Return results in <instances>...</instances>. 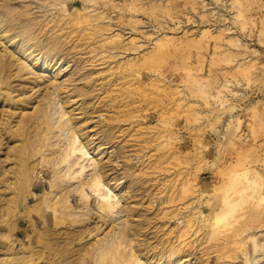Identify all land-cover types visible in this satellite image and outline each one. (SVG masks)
Segmentation results:
<instances>
[{
	"label": "rangeland",
	"instance_id": "obj_1",
	"mask_svg": "<svg viewBox=\"0 0 264 264\" xmlns=\"http://www.w3.org/2000/svg\"><path fill=\"white\" fill-rule=\"evenodd\" d=\"M54 1L0 0V87L14 97L0 95V264L131 261L125 236L97 263V240L112 230L97 214L73 222L56 212L58 226L41 225L38 196L56 171L42 161L56 138L36 103L48 89L66 98L63 108L51 97L55 120L68 113L107 147L95 153L121 187L119 216L142 230L135 241L179 249L180 264H264V0H71L63 21ZM20 158L35 169L33 192L15 187ZM245 172L260 191L212 236L224 189ZM75 194V211L99 209Z\"/></svg>",
	"mask_w": 264,
	"mask_h": 264
},
{
	"label": "bare ground",
	"instance_id": "obj_2",
	"mask_svg": "<svg viewBox=\"0 0 264 264\" xmlns=\"http://www.w3.org/2000/svg\"><path fill=\"white\" fill-rule=\"evenodd\" d=\"M56 1H54L50 7L62 10V21L65 17L71 16L70 9H77L75 2H72L71 0H66L65 2H62V0L58 2ZM43 8L44 7H40L38 12H43L44 14L42 13L41 16L44 17L46 16L45 14L50 11V9L46 11L45 9L43 10ZM79 12L81 11L78 10L77 14ZM79 14L77 16H79ZM61 20L59 19L60 22ZM0 33H4V31L0 29ZM31 40V37H22V42L25 44ZM112 41H114V39H112ZM27 57L28 56L24 57L25 61L27 60ZM40 62V58L33 62L32 69L35 70V68H38L40 65H42ZM45 65L47 66L46 61L43 66ZM22 68L27 69L28 66H21V69ZM44 70H46V68H44ZM3 83L4 82H0V85ZM55 93L58 98V103H56V105L61 104V106L65 108L64 106L66 101L64 100L66 98L63 99L64 97H60L61 95L59 92H56L55 90L51 91V89L47 90L46 102L42 103L40 101H36L39 108L43 107L42 109L37 110H40L45 114L47 124H49L48 128L51 129V133H53V136L56 138L55 143L51 145L52 149H48L51 155L43 154L42 156V161L46 162L48 165H53L56 167V171L54 178L48 185L50 190L38 196V205L44 204L45 209L47 208L46 211H48L47 213L49 214V218L47 215H43L41 217V225L45 229L49 228L50 226H54L56 220L58 219L56 212L61 216H66L72 219L73 222L79 221L81 219L87 221L91 219L94 214H97V217H99L103 225L106 223H110V225H112L111 232L106 235L105 238L97 240V244L95 245L99 251L97 263L103 259L110 246L120 242L125 238V236H127V246L129 247L127 248L126 256L128 260H131L129 262L130 264H159V262L160 264H180V258L178 257L180 254L179 249H173L172 251L167 252L165 248L158 247L156 245L143 246L141 245L142 240L140 239L135 241L137 237L139 238V236H141L142 230L137 229V223L134 225V227H132L134 222L119 216L118 207L122 203L123 199L121 198L119 192L121 187H119V185H114V183L111 182L112 180L107 181L108 177L106 178L105 176L104 168L100 166V159H98V155L107 147L98 141V137H91V139H88V135L81 133V130L74 126L71 120L68 118L65 121V117L68 116V113L62 115L59 114L56 120L53 118L52 110L54 109V103L51 101V97ZM12 94L13 91H10L9 89L5 90L2 86L0 87V95H3L5 98L13 99L14 97ZM97 118L100 121H103L105 115L100 113L97 115ZM231 123L232 122H230V124ZM5 124L8 125V122L6 121ZM227 126L228 125L226 124V127ZM231 128L232 126H230L229 129L231 130ZM226 130H228V128H225V131ZM230 130L225 133H228ZM9 140L10 139L8 138V141ZM20 150V148L16 149V156ZM96 150L100 152L95 153ZM131 159L134 161L136 157L132 155ZM19 164L24 167V171H18V174L21 175V178L17 177V182L23 186L17 187L15 185V187L17 190H19L20 187L24 188V186L27 184L29 191L33 192L35 185L34 178H36L34 176L35 169L22 158H20ZM78 179L79 181L77 182L76 180ZM75 181L77 182V185L71 187V183L75 184ZM237 184L244 185L243 189H237ZM42 185H44V183H42L41 186ZM260 186V183L255 179L250 180L249 177H246V172L244 174H237L231 177V183L228 184V186L224 189L223 207L214 218L216 225H214L210 231L212 236L218 235L217 225L220 221L231 215L234 211V208L238 206L240 202L245 203L254 199L255 195L258 194L257 191ZM10 189H12V187H10ZM89 190L93 191V196H90ZM241 192H244L246 196H244V198L242 197L241 200L235 202L232 201V194L236 193V196H243ZM75 193L81 194L87 202L91 203L92 201L96 200L100 205L99 209L91 211L88 206H83L80 211H75L71 202V197L76 196ZM72 194L75 195L73 196ZM24 199L28 201V198L25 197ZM15 200H17V197ZM174 223L178 230L183 229L185 226L184 220L181 217L175 218ZM234 237H236V234L230 236L229 239ZM154 259H156V261H154L155 263L152 262ZM243 259L246 263H248L246 254L243 255Z\"/></svg>",
	"mask_w": 264,
	"mask_h": 264
}]
</instances>
